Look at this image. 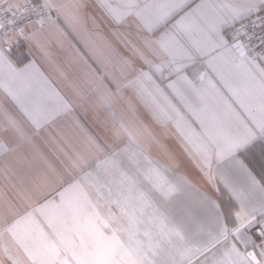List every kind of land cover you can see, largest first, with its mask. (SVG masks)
Returning a JSON list of instances; mask_svg holds the SVG:
<instances>
[{
    "label": "snow or ice",
    "instance_id": "snow-or-ice-1",
    "mask_svg": "<svg viewBox=\"0 0 264 264\" xmlns=\"http://www.w3.org/2000/svg\"><path fill=\"white\" fill-rule=\"evenodd\" d=\"M0 264H264V0H0Z\"/></svg>",
    "mask_w": 264,
    "mask_h": 264
}]
</instances>
